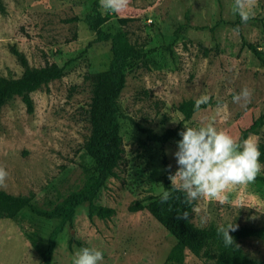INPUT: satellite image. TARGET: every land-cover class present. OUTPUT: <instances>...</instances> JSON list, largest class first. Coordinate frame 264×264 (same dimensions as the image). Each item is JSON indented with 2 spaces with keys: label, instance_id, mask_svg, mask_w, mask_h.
Segmentation results:
<instances>
[{
  "label": "rangeland",
  "instance_id": "374dc122",
  "mask_svg": "<svg viewBox=\"0 0 264 264\" xmlns=\"http://www.w3.org/2000/svg\"><path fill=\"white\" fill-rule=\"evenodd\" d=\"M248 19L242 20L235 0H128L119 13L102 9L100 0H2L0 11V75L23 74L12 49L23 53L29 66L57 64L62 79L32 94L29 114L20 98L0 111V166L8 172L0 190L32 198L51 209L69 194L85 188L83 165L89 158L84 144L90 134L87 111L89 77L108 69L111 42H95L85 23L98 11L108 20L106 33L126 32L129 41L146 52L143 62H130L126 86L119 98L125 160L99 193L96 203L116 209L111 219L90 222L87 205L58 236L51 264H72L78 247L104 253L102 264H163L175 239L146 211L132 213L136 201L146 204L164 189L166 164L174 175L178 139L152 141L140 129L158 136L169 129L213 122L236 139L264 114V0H240ZM98 4V7H96ZM127 19V22H121ZM257 47L262 60L244 46ZM248 88L252 95L233 102ZM202 95L216 102L184 120L178 106ZM252 135V134H251ZM258 143L264 142V126ZM264 176V170L259 174ZM172 184L178 186L179 180ZM193 223L202 228L225 225L264 226V185L254 181L230 187L216 199L196 201ZM59 224L21 213L17 220L0 219V264H45L42 253ZM36 234L34 246L30 236ZM245 254L264 260V240L240 241ZM186 264H215L187 253Z\"/></svg>",
  "mask_w": 264,
  "mask_h": 264
},
{
  "label": "trees",
  "instance_id": "16d2710c",
  "mask_svg": "<svg viewBox=\"0 0 264 264\" xmlns=\"http://www.w3.org/2000/svg\"><path fill=\"white\" fill-rule=\"evenodd\" d=\"M98 7V4H96ZM2 0H0V11H3ZM95 15L86 16L84 21L96 34L95 42H111L112 59L108 69L95 73L89 77L91 81V98L87 111V120L90 126V134L84 144L88 163L83 165L86 179L85 188L69 194L60 204L51 209H45L35 203L32 198L26 196H15L0 190V219L17 220L22 212L46 220H58L59 224L53 229L49 236L47 248L42 253L45 264L52 263V257L56 247L58 236L66 226L72 225L77 210L87 205V215L90 222L95 218L102 220L111 219L117 213L116 209L99 205L96 200L99 193L107 185L111 178H119L118 169L125 160V146L121 135L122 117L119 106V98L126 86V68L130 62H143L147 54L139 47L132 44L126 32L115 34L106 33L102 25L107 18L96 11ZM121 22H127V19ZM245 47L262 60L257 47L251 43L244 42ZM18 62L23 67V74L17 78H8L0 75V111L15 98H20L29 114L35 110L32 94L49 84L65 76V69L57 64H48L44 67H30L27 58L16 48L12 49ZM216 102L208 100L196 108V102L185 100L178 106V110L184 120H190L194 113L201 108L214 106ZM264 126V114L256 118L251 126L242 133L243 138L249 135H257L259 129ZM152 141L166 143L172 138L180 139L177 129H169L163 135L153 134L151 130L140 129ZM262 153L260 160L264 162V142L259 143ZM166 164L164 175V189L172 191V196L166 203H161L160 197L150 199L146 204L136 201L128 210L132 213L146 210L161 224L175 239L174 246L168 252L163 264H186L187 253L213 260L215 264H264V260L249 258L240 241L248 238L264 240V226L250 227L238 226L229 230L233 242L226 245L218 227L202 228L193 223V211L195 202H186L182 191H176L170 180L171 168ZM256 182L264 185V176L258 175ZM187 213L186 219H179ZM33 245H36V234L30 236ZM78 247H86L80 241L72 237L69 247L73 244Z\"/></svg>",
  "mask_w": 264,
  "mask_h": 264
},
{
  "label": "clouds",
  "instance_id": "9594fccd",
  "mask_svg": "<svg viewBox=\"0 0 264 264\" xmlns=\"http://www.w3.org/2000/svg\"><path fill=\"white\" fill-rule=\"evenodd\" d=\"M102 9L111 13H119L128 5V0H100ZM236 10L242 20L248 15L243 11L240 0H235ZM252 95L248 88L233 95V102ZM208 101L207 95H202L196 101V108ZM177 151L174 158L178 168L171 181L179 180L176 191H182L186 202H195L203 197L216 199L230 187L252 183L264 170V162L258 138L249 135L247 138L236 139L229 133L218 130L213 122L206 126H188L178 133ZM8 172L0 166V183H3ZM172 196L171 190H164L160 195L161 203H166ZM187 213L178 217L186 219ZM235 225L218 227L226 245L233 242L229 230ZM104 253L97 247H81L72 256V264H102Z\"/></svg>",
  "mask_w": 264,
  "mask_h": 264
}]
</instances>
